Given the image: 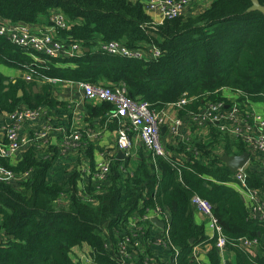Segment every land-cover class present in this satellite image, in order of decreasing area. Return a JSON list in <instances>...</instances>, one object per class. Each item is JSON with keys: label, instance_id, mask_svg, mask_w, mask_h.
I'll list each match as a JSON object with an SVG mask.
<instances>
[{"label": "trees", "instance_id": "1", "mask_svg": "<svg viewBox=\"0 0 264 264\" xmlns=\"http://www.w3.org/2000/svg\"><path fill=\"white\" fill-rule=\"evenodd\" d=\"M259 2L264 6V0ZM252 4L213 0L200 11L157 24L135 0H0V21L32 27L53 11L63 13L67 27L56 28L55 35L66 43L79 40L84 48L81 56H43L39 61L0 34V66L33 73L27 82L0 71V112L59 103L53 84L38 81L49 78L124 82L133 98L145 99L157 109L175 104L187 92L189 102L179 108L181 118L202 112L209 103L230 105V91L237 94V116L245 119L252 102L264 101V12L249 10ZM108 40L144 50L146 56L104 53L99 44ZM155 45L161 54L149 57ZM210 131L209 140L199 136L191 145L175 141L168 155L141 151L133 167L128 158L113 157L107 178L91 175L83 188V172L76 165L62 171L63 177L55 175L63 165L57 163V153L43 158L42 148L34 144L14 164L0 148V166L30 171L18 183L0 178V264H165L140 251L138 233L150 236L148 248L157 245L146 218L152 212L167 218L165 232L159 235L165 245H157L172 252L166 264H203L197 247L206 245L208 264H223L216 245L218 231L210 238L195 220V196L213 204L225 247L235 253L236 264H264V219L253 218L231 185L234 172L220 151L250 152L248 184L262 192L263 172L254 164L264 158L244 138L214 127ZM6 143V138L0 139V147ZM254 239L261 243L257 253L243 246Z\"/></svg>", "mask_w": 264, "mask_h": 264}, {"label": "built area", "instance_id": "2", "mask_svg": "<svg viewBox=\"0 0 264 264\" xmlns=\"http://www.w3.org/2000/svg\"><path fill=\"white\" fill-rule=\"evenodd\" d=\"M148 11L157 14L159 17L155 23L161 24L166 18H174L181 16L192 0H140ZM150 12V13H151ZM51 28L55 33V29L66 28L67 22L63 13H55L50 17ZM32 27L22 23H10L0 21V34L6 35L9 40L18 46L27 48L31 55L37 54L39 58L55 57V56H74L77 51L82 49V42L79 40H71L69 43L60 39V36L52 35L50 31L36 32L31 30ZM100 50L114 55H126L132 58L143 57L139 51L131 50L116 40H108L100 43ZM153 50V49H152ZM161 50L156 47L153 52L154 57H158ZM37 58V56H35ZM38 60V59H35ZM79 88L82 90L85 98L89 100L103 99L116 104L115 116L121 118V126L118 129V148L129 154L133 147V139L130 135L131 131H136L140 136L144 146L151 152L160 155H168L170 151L164 146L161 137V124L164 117L161 111L151 106V103L145 99L133 98L124 82L118 84H94L90 81L81 80L78 82ZM189 102L187 92H184L182 98L175 103L177 108ZM226 107L224 102L209 103L208 106L200 113H191L192 122L197 126H203L206 121H214L220 123L224 117H229L235 124L233 128H229L226 124L220 123L219 128L225 132L230 131L234 135L241 134L248 144H251L253 150L264 152V114L252 109L250 115L241 119L237 116L239 110L238 99L235 97L229 105L228 114L221 111ZM40 115L39 108L18 107L12 112H8L7 123L4 125L5 138L7 143L1 146V154L5 157L12 158L16 155L21 146H29L33 142L32 137L22 136L19 133L21 124L35 116ZM182 124V118L177 116L173 120L172 134L178 135L179 128ZM246 129L247 132L243 133ZM47 129H40L34 138H42L46 142ZM61 141L59 147L62 152L68 150L77 144L81 139V130L64 129L61 132ZM238 136V135H237ZM96 172H92V178L103 180L107 178L110 170V159L106 156L97 163ZM264 168V162H262ZM30 171L15 172L4 166H0V178L6 181L13 179H25L29 176ZM234 179L241 186L245 194V203L252 211L253 215L264 219V201L260 196L257 188L248 184V168L247 165L240 167L234 174ZM193 202L196 208L212 217L215 229L218 231L217 247L223 250L226 246V237L222 234L218 225L216 216L213 213V204L207 198L195 196ZM149 215L146 218H149ZM134 223V221H131ZM166 242V241H164ZM257 243L255 240H246L244 245H252Z\"/></svg>", "mask_w": 264, "mask_h": 264}, {"label": "crops", "instance_id": "3", "mask_svg": "<svg viewBox=\"0 0 264 264\" xmlns=\"http://www.w3.org/2000/svg\"><path fill=\"white\" fill-rule=\"evenodd\" d=\"M135 1H140V0H135ZM212 1L213 0H192V2L185 10V13L200 11L201 9L209 6ZM55 13H61V12L57 10L52 12V14ZM151 13L154 19L157 20L159 16L157 14H154L153 12ZM32 27H33L32 29L36 32H41L44 30L50 31L51 28L50 20L48 17L43 16L39 19L38 23H36ZM156 47L160 49L159 46L155 45L152 48L153 50H151L149 57H153V52H155ZM82 49L83 50L77 51L76 52L77 54L74 56H77L78 54L81 56L82 52L84 51L83 47ZM139 52L142 54L143 57L146 56L144 50L143 51L140 50ZM58 57H63V56L59 55ZM31 74L33 73L29 69L27 70L16 69L15 72H12L11 74H7V75L10 76L9 78L22 77L27 82H30L31 79L33 78ZM38 81H43L53 84L52 87L54 88L53 89L54 97L59 101V103L52 106L40 105L37 107H32V108H39L40 115L25 120L20 126L19 133L22 136L33 138V142L31 145L34 144L39 145L40 148H42V151L39 154L41 157L45 158L46 156H54L56 153L58 154V156H56V158L58 159L57 163L63 165L61 167V171L56 172L55 174L56 176L63 177L64 175L62 171L63 172L65 170L69 171L75 165L77 168H80L81 171L83 172L80 186L81 188H83V186L85 184H88V182L90 181L92 170L99 161L104 159L106 156L109 159L113 157L119 158L118 153L120 149L118 148L117 139H118V129L121 126V121H120L121 118L115 116L116 104L111 101L103 100V99L89 100L85 98L82 90L79 88L78 81L76 80L42 78ZM105 84H111V83H105ZM38 90L39 89L35 87V91L38 92ZM226 94L228 95V97L231 98V100L237 96V94L230 91H226ZM261 102L263 104H261L260 108H254V110L261 114H264L263 112L260 111L261 109L264 110V101ZM23 107H28V106H23ZM155 109L161 111L164 117V120L161 124V137L163 140V144L167 149L177 140H181V141H183V139L187 140L189 145L193 143L192 140H195L199 136L203 137L206 140H209L211 136L210 129L212 127L220 129L218 127V124H211V122L208 121H206L203 126H197L192 122L191 113H188L187 116H184L182 118V124L180 125L179 128V134L174 136L172 134L173 120L174 118L179 116V108H177V106L174 103H168L166 106H164L161 109H157V108ZM221 112L224 114H228L229 104H226V107H224ZM6 114L7 112L6 113L0 112V139L5 138L4 125L7 123ZM220 123L226 124L230 129L235 126L234 122L229 117H224L223 119L220 120ZM66 128L81 130V134L83 136L77 142L76 145L69 147L67 151L62 152L59 147V142L61 141V136H62L61 132ZM40 129H43L44 131L47 129L46 142L42 138L39 139L34 138V136L37 135ZM246 132L247 130L244 129L243 133ZM225 133H230L231 136L233 137H237L238 135V137L243 138L241 134L234 135L230 131ZM130 135L133 139V147L130 150L129 154L128 155L126 154L125 156L126 158L131 160L130 165L131 167H133L136 164L138 158H140L141 151H149V150L145 148L140 136L136 131H131ZM31 145L21 146L18 149L16 155L10 158L11 161L14 164L17 163L22 158L24 152L29 147H31ZM220 154H222L223 156L226 153L224 151H220ZM261 154L262 157L264 158V152H261ZM229 155H235V154H229ZM262 162L264 161H261L260 163H255L254 166L256 168L262 169L263 178H264V168L262 166ZM246 165L247 168L250 169L249 167L252 165L251 157ZM234 174H233V178H234ZM14 182L18 183L19 180ZM231 185L241 193L243 199L246 197L245 194L243 193L241 186L238 185L236 181L235 183H231ZM258 190L260 192V196L261 197L264 196V191L262 192L259 188ZM245 200L246 199H244V201ZM248 210H250V208ZM150 216L151 217L149 218V220L151 222V226L149 227V231L152 234L156 235L157 245L159 244L165 245L162 239H159V235L162 233L164 234L165 227L162 228L161 226L157 225L151 220V218L155 216L158 219L162 220L164 223L167 220V218L155 212L150 213ZM252 216L254 219L262 221L260 217L258 216L255 217V215ZM194 217L197 224L203 225L205 234L207 236H209L210 238L215 236L216 229L214 227L212 217L209 214H205L199 211L195 206ZM137 236L141 238L140 240L142 242V249L140 251L142 253L148 254L150 257H153L154 258L153 260H159L160 262L163 261L165 262V264L172 259V252H168L165 246L153 245V246H149L148 248L147 245L152 240L150 236L147 234V232H145L143 236H141V234L138 233ZM243 246H245L246 248L252 247L250 249L257 253L260 250L261 243L257 242L249 246L247 245H243ZM207 248H209V245H206L204 247L202 246L197 247V250L199 252V258L201 259L203 264H208L209 262ZM219 253L222 257L223 264H236L235 253L230 249H228L227 247H225L223 250L219 249Z\"/></svg>", "mask_w": 264, "mask_h": 264}, {"label": "water", "instance_id": "4", "mask_svg": "<svg viewBox=\"0 0 264 264\" xmlns=\"http://www.w3.org/2000/svg\"><path fill=\"white\" fill-rule=\"evenodd\" d=\"M253 4L249 7V10H261L264 12V6L259 2V0H252ZM85 50H89L88 47H85ZM8 83V81H6ZM22 91L20 90V95ZM118 157L120 159H125V152L119 150ZM250 159V152H244L243 154H235L229 155L224 154L222 156V160L226 162L227 166L230 168L232 172H235L238 168L245 166ZM151 220L156 223L157 225L161 226L162 228L165 227V223L158 219L157 217H152Z\"/></svg>", "mask_w": 264, "mask_h": 264}, {"label": "rangeland", "instance_id": "5", "mask_svg": "<svg viewBox=\"0 0 264 264\" xmlns=\"http://www.w3.org/2000/svg\"><path fill=\"white\" fill-rule=\"evenodd\" d=\"M48 18H49V16H48ZM49 20H50V18H49ZM31 30H32V29H31ZM32 31H33V30H32ZM33 32H34V31H33ZM50 33H51L52 35H55V33H54V31H53V28L50 30ZM32 56H33L34 59H38L39 61H44V59H43V58H39L37 54H33ZM35 56H37V58H35ZM0 71H2V72L5 73V74H11L12 72H15L16 69H15V68H11V67L6 66V65H1V66H0ZM31 76H33V74H31ZM39 82L41 83V85L44 84L43 81H39ZM261 104H263L261 101H258V102H252L253 109H254V108H260ZM14 110H15V109H14ZM260 111L264 113V110L261 109ZM11 112H12V111H11ZM6 120H7V119H6ZM208 122H211V124H218V127H219V125H220V123H218V122H214V121H208ZM183 141H184V139H183ZM150 217H151V216H149V218H150ZM149 218H148V219H149Z\"/></svg>", "mask_w": 264, "mask_h": 264}]
</instances>
